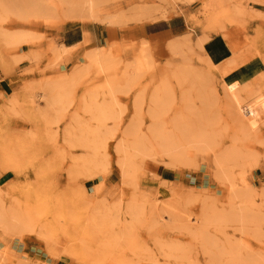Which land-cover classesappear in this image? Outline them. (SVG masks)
Instances as JSON below:
<instances>
[{
    "label": "rangeland",
    "instance_id": "obj_1",
    "mask_svg": "<svg viewBox=\"0 0 264 264\" xmlns=\"http://www.w3.org/2000/svg\"><path fill=\"white\" fill-rule=\"evenodd\" d=\"M173 1L163 5L165 15L156 23L92 24L96 47L107 53L114 43L124 46L120 63L129 70L128 76H144L141 87L154 89L159 85L145 76L152 57L143 56V45L156 46V31L170 18L191 20L190 33L170 41L169 46L175 42L177 48L169 47L168 54L156 57L158 78L163 80L157 100L139 97L138 89L123 84L100 89L98 95L87 92L85 86L68 85L80 58L61 53L62 36L68 25L83 31L80 22L57 15L42 18L27 33L23 50L13 49L11 40L5 43L6 60L0 69V264H13L14 245L33 249L32 254H24L32 262L19 258L17 264H66L53 253V246L60 245L77 250L81 264H139L140 258L114 253L116 245L124 233L142 232L160 217L168 233L188 245L189 264H264V231L256 233L253 226L245 231L236 208L228 207L222 218L206 223L196 220L199 197L222 200L228 186L239 190L245 180L258 191L264 188V116L254 132L229 117L236 102L264 101V28L257 26L259 42L246 52L262 60L260 74L246 84L230 81L229 72L210 63L203 47L206 34L220 33L236 52L239 40L230 29L239 32L244 24L262 17L248 11L252 0ZM58 53L63 54L61 60ZM190 69L206 73L208 84L184 88L180 76ZM228 81L235 84L232 92ZM100 109L109 117L111 140L117 128L134 122L158 140L165 159L173 153L186 158L183 170L152 160L130 174V180L158 207L151 208L145 201L125 216L116 209H93L111 188H106L108 180L116 184L119 177L92 178L80 173L75 161L94 140L89 136L73 141L66 127L72 120H94ZM20 123L22 129H18ZM239 154L255 157L262 167H246L245 161L232 158ZM217 161L226 164L223 182ZM73 175L77 183L72 182ZM162 187H183L188 193L157 194ZM132 192L126 188V199ZM175 212L183 220L181 227H175ZM184 216L198 223L195 229L188 228Z\"/></svg>",
    "mask_w": 264,
    "mask_h": 264
},
{
    "label": "bare ground",
    "instance_id": "obj_2",
    "mask_svg": "<svg viewBox=\"0 0 264 264\" xmlns=\"http://www.w3.org/2000/svg\"><path fill=\"white\" fill-rule=\"evenodd\" d=\"M2 1L0 4V69L4 67L6 60L7 41L14 42L13 49L23 50L27 42V33L36 27L42 18L59 16L72 23L82 24L83 38L72 46L63 45V52L80 58L68 77V85L72 87L85 86L87 92L98 95L100 89L114 88L119 84L126 85L130 89H138L137 96L145 99L157 100L161 98V86L163 80L158 78L157 60L160 49L157 46L145 48L143 45V56L152 57L151 66L147 69V78L157 82L159 86L153 88L141 87L144 76L129 77L128 69L121 65L120 59L123 55L124 46L114 43L107 53H103L96 47V36L92 24H128L129 21L146 20L149 23H156L165 15L166 5L173 4V0H23L22 2ZM164 5V6H163ZM191 22L190 19H187ZM72 26H67L71 29ZM13 32V33H9ZM148 40H144L145 43ZM190 39H185L188 43ZM175 50L177 45L171 42L167 48ZM65 51V52H64ZM58 53L57 56L63 54ZM255 54V53H253ZM252 54V56H254ZM60 55V56H59ZM63 57V56H62ZM249 58L240 62L231 61L228 67L223 70L230 72L238 66L243 65ZM211 63V62H210ZM253 73L261 70L259 64L253 65ZM135 71V67H133ZM207 74L196 69H190L180 76L183 87L195 88L207 83ZM238 85V84H236ZM230 92L234 90L235 84L228 81ZM85 96V95H84ZM85 97L84 99H87ZM100 109L95 114V119L72 120L68 123L66 130L71 140H83L92 137L94 140L91 146H85V154L75 161L76 168L86 176L96 178L103 174L106 178L112 175L119 177V182L113 184L106 195L92 205L97 211H115L119 215H132L135 210L149 202L151 208L158 207V204L149 201L148 197L138 189L136 183L130 180V174L134 172L139 164L147 165L149 161L158 160L159 163L170 169H185V157L178 153L169 154L165 159L158 146V140L152 134H145L134 122L121 125L114 133V139L108 137L111 128L108 124V115ZM264 116V101L253 99L242 105L236 102L231 105L229 117L232 122L241 125L248 131H257ZM113 135V134H112ZM114 153L115 160H113ZM245 161V166L262 167L255 157H244L235 155ZM167 160V161H166ZM225 161L216 162L219 169L218 177L223 182L225 178ZM72 182L77 183L78 179L73 175ZM241 189L232 185L227 187L226 195L219 201H211L208 198L199 197L200 208L196 213V220L202 223L222 218L227 208H236L245 231L253 226L261 233L264 231V188L257 190L247 180ZM131 187V197L126 199L125 190ZM188 192L183 187L166 188L162 187L157 194L184 195ZM192 216V215H191ZM191 216L186 217L188 228L195 229L198 223H193ZM178 214H174L175 227H181L183 220ZM95 221V220H94ZM94 224V223H93ZM200 224V223H199ZM168 228L163 223V217L156 219L153 226H145L142 232L124 233L121 235L114 253L130 255L140 258L139 264H189L191 252L188 245L180 241L178 235H170ZM249 232V230L247 231ZM249 237V236H248ZM56 260L66 264H81L77 250L69 249L63 245L53 246Z\"/></svg>",
    "mask_w": 264,
    "mask_h": 264
},
{
    "label": "crops",
    "instance_id": "obj_3",
    "mask_svg": "<svg viewBox=\"0 0 264 264\" xmlns=\"http://www.w3.org/2000/svg\"><path fill=\"white\" fill-rule=\"evenodd\" d=\"M248 11L257 17H262L253 22L244 24L239 32L232 31L235 40H239L237 51H233L229 41L225 40L223 35L220 33L206 34L204 40V50L207 59L215 66L228 67V63H231L233 59L235 62H240L244 58H249L243 65L236 67L229 72L228 78L232 82H238L239 84H246L249 80L259 76L258 73H253V65L259 64L262 60L259 57L247 55L248 50H252L259 42V36L257 32V26L260 25L264 28V1L263 0H252ZM192 29V23H190L185 16H176L170 18L167 22L157 29V39L155 42L156 46L160 49L158 56H165L168 54V46L170 41L186 36ZM200 32V31H199ZM201 37V33L197 34ZM83 38V33L79 28L67 29L62 36V42L65 46H72L80 42ZM251 48V49H250ZM260 70V69H258ZM22 124H18V129H22ZM113 183L108 180L106 188H110ZM14 258L13 264H17L19 258H23L24 261H33L32 257L28 255L33 253V249L25 247L23 245H14ZM28 254L27 257L24 254Z\"/></svg>",
    "mask_w": 264,
    "mask_h": 264
}]
</instances>
